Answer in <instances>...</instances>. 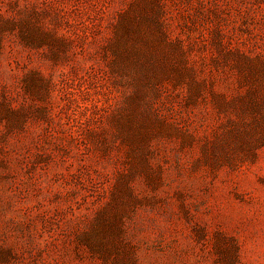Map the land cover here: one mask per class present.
<instances>
[{
  "label": "rangeland",
  "instance_id": "374dc122",
  "mask_svg": "<svg viewBox=\"0 0 264 264\" xmlns=\"http://www.w3.org/2000/svg\"><path fill=\"white\" fill-rule=\"evenodd\" d=\"M0 264H264V0H0Z\"/></svg>",
  "mask_w": 264,
  "mask_h": 264
}]
</instances>
